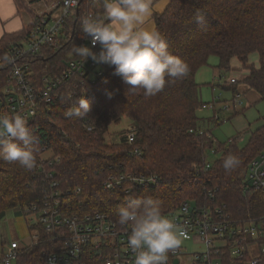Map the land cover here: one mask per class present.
<instances>
[{
	"label": "trees",
	"instance_id": "trees-1",
	"mask_svg": "<svg viewBox=\"0 0 264 264\" xmlns=\"http://www.w3.org/2000/svg\"><path fill=\"white\" fill-rule=\"evenodd\" d=\"M63 1L45 0L46 4ZM80 1L65 21V46L48 51L43 63L33 67L38 78L60 76L69 62L82 59L72 51L85 38L81 20L102 16L103 0ZM15 2L28 13L29 22L20 32L3 36L0 58L25 38L40 17L25 0ZM198 12L204 16L202 23L196 22ZM153 20L169 51L188 65V73L166 77L161 91L146 96L143 90L129 92L130 86L109 66L93 79L77 76L66 82L51 103L42 99L30 127L38 149L35 167L28 169L0 156V221L10 210L42 205L53 191L69 214L100 213L113 221L118 220L120 207L142 196H151L164 214L193 202L210 211L222 209L236 222L264 215V193L247 188L244 182L247 167L264 151V126L250 132L244 147L239 146L238 137L216 142L210 132L199 129L197 113L205 104L196 81L198 71L212 56L219 59V69L226 74L237 60L249 71L243 84L264 100V0H168L165 11ZM252 55H258L259 68L249 65ZM229 90L235 94L238 85ZM83 97L90 103L87 116H69ZM241 113L235 110L234 117ZM124 118L133 123L134 144L126 143V132L120 134L118 143L108 142L110 127ZM46 151L53 153L47 161L43 158ZM211 153L219 158L210 161ZM230 154L239 158V164L226 171L223 161ZM126 175L157 176L159 182L153 188L124 182L114 190L105 189L109 178ZM52 249L48 240L21 248L15 264H44L45 253ZM223 259L225 264H241L229 249ZM258 264H264V256Z\"/></svg>",
	"mask_w": 264,
	"mask_h": 264
},
{
	"label": "built area",
	"instance_id": "built-area-1",
	"mask_svg": "<svg viewBox=\"0 0 264 264\" xmlns=\"http://www.w3.org/2000/svg\"><path fill=\"white\" fill-rule=\"evenodd\" d=\"M80 3V0H76L74 5L66 7L65 0L63 3L52 2L25 38L12 44L7 55L11 61L0 58V115L21 114L30 129L38 116L42 99L51 103L60 88L77 76L93 79L103 74L104 71H98V64L91 58L85 62L83 59L69 62L67 70L60 76L47 75L40 79L33 69L43 63L42 58L48 57V51H59L65 46V21ZM82 45L92 47L91 38L85 35L77 46ZM93 50L98 53L99 44ZM228 83L238 84V80L232 77ZM232 101V107L238 110L242 106L241 94H233ZM224 109H230V106L225 105ZM88 130L92 131V128ZM135 138V132L129 130L126 143L133 145ZM134 152L139 154L140 150ZM55 161L59 162L60 159L57 157ZM124 182L137 188H153L159 180L157 176L126 175L109 178L104 187L114 190ZM244 182L247 188L264 193V151L247 167ZM55 187L57 184H54ZM208 194L211 195V192ZM21 212L25 216L35 217L34 222H27L29 243L21 246L20 242L13 241L4 247L0 252V264H15L21 248H30L43 240H48L53 246L51 251L45 253L44 264H134L136 253L128 242L130 224L121 225L118 220L113 221L100 213L85 216L69 214L59 194L54 191L42 205ZM164 215L184 230L186 235L183 241L202 245L200 251L191 255L179 247L170 250L166 264H175L176 260L181 264L186 257L192 264H225L223 258L227 249L241 264H258L260 257L264 256V215L236 222L222 209L210 211L193 202L183 203ZM253 244L259 246L258 256L251 252Z\"/></svg>",
	"mask_w": 264,
	"mask_h": 264
},
{
	"label": "clouds",
	"instance_id": "clouds-1",
	"mask_svg": "<svg viewBox=\"0 0 264 264\" xmlns=\"http://www.w3.org/2000/svg\"><path fill=\"white\" fill-rule=\"evenodd\" d=\"M76 0H65L71 7ZM153 0H103V15L82 18L83 33L91 38L92 47L75 46L73 53L87 61L114 66L115 74L123 77L129 92L143 90L146 96L161 91L166 77H183L188 65L168 48L164 36L151 22ZM197 23L204 16L197 13ZM99 44L97 53L93 50ZM10 62L11 58L3 57ZM90 111L85 97L68 112L83 117ZM35 136L25 117L0 115V156L32 169L36 165ZM239 158L228 155L223 161L226 171L234 169ZM121 225H131L129 246L136 253L134 264H166L167 253L175 250L185 238V232L162 212L160 204L151 196L131 198L118 209Z\"/></svg>",
	"mask_w": 264,
	"mask_h": 264
},
{
	"label": "rangeland",
	"instance_id": "rangeland-1",
	"mask_svg": "<svg viewBox=\"0 0 264 264\" xmlns=\"http://www.w3.org/2000/svg\"><path fill=\"white\" fill-rule=\"evenodd\" d=\"M46 10H48V8ZM22 16L24 20L27 21L26 15L23 14ZM209 64L210 67L205 72L211 73L212 77L210 78L209 75L203 76L204 82L208 85H201L200 98L203 103H208L210 105V102H213V90L211 89L212 83L210 82L216 84L214 96L217 98L216 108L219 120L215 121L211 118V123L207 127L203 126V128L209 130L218 143H226L230 139L238 137L239 146L244 147L248 143L250 132H254L264 126V100L260 98L257 92L249 90V88L243 84V80L249 75V71L242 67L241 63L237 60L232 61V70L228 74L221 71V75H224L221 82L219 81V78L215 80L213 75L216 71L215 67L219 65V59L212 56L209 59ZM249 65H254L256 68H259L260 62L258 55H252L250 57ZM93 77V74H91V78ZM232 77L238 80L237 92L241 94L242 101V106L239 107L238 110L236 109V111L242 110V113L235 117V110L232 107L233 92L229 90L232 85L228 83ZM223 84L228 88L221 89L220 86ZM57 94H59V92ZM225 105H229L230 109H224ZM197 115L201 118L200 122H205L207 124V118L212 116L213 113L210 109H204L202 107L199 109ZM132 127L133 123L128 118H124L119 125H112L109 130L110 139L108 137V142L118 143L121 140L120 134L122 132H126L125 134H127ZM52 156V151H48L44 154L43 158L49 159ZM217 158H219V154L211 153L210 161H214ZM34 221L35 217L33 215H23L20 208L8 211L5 217L0 221V252L2 250V246L6 247L13 241H18L21 243V246H26L29 243L30 235L27 222L31 223ZM179 248L191 255L194 252L200 251L202 245L182 240ZM251 252L254 256H258L260 254L259 246L257 244H253L251 246ZM181 264H192V262L186 257L182 259Z\"/></svg>",
	"mask_w": 264,
	"mask_h": 264
},
{
	"label": "crops",
	"instance_id": "crops-1",
	"mask_svg": "<svg viewBox=\"0 0 264 264\" xmlns=\"http://www.w3.org/2000/svg\"><path fill=\"white\" fill-rule=\"evenodd\" d=\"M26 3L29 4V6L34 9V11L37 12V14L42 15L46 9H47V5L45 0H25ZM168 6V0H153V4H152V8H153V16L155 14H161L165 11V9ZM23 14L26 15L27 21L24 20L23 18ZM153 16L151 18V22L154 24V20H153ZM29 22V15L26 11L24 10H20L18 9V6L15 2V0H0V40L3 38V36L5 34H14L17 32H20L24 26H26ZM110 65L108 64H98L97 70L98 71H105L106 68H108ZM210 67V64H208L207 66H205V68H202L198 74L196 75V79L198 84L201 86L203 85H208L206 84V82H204V75H209L210 78L212 77L211 73H207L205 72L208 68ZM216 71L214 72V79L216 80L217 78H219V81L221 82L224 75H221V70L219 69V65L215 67ZM212 83L211 89L213 90V102H210L211 104L209 105L208 103L205 104V106L203 107L204 109H210L213 113L212 116H210L209 118H207V124L205 122H200L199 121V129L209 132V130L203 128L207 127L210 123H211V118L216 120H219L218 115H217V108H216V100L217 98H215V87L216 84ZM221 89H227L228 87L226 85H222L220 86ZM241 90V88H240ZM199 117V116H198ZM199 119H201L199 117ZM203 120V119H202ZM206 124V125H205ZM212 135V133H211ZM213 136V135H212Z\"/></svg>",
	"mask_w": 264,
	"mask_h": 264
},
{
	"label": "water",
	"instance_id": "water-1",
	"mask_svg": "<svg viewBox=\"0 0 264 264\" xmlns=\"http://www.w3.org/2000/svg\"><path fill=\"white\" fill-rule=\"evenodd\" d=\"M175 264H178V261L177 260L175 261Z\"/></svg>",
	"mask_w": 264,
	"mask_h": 264
}]
</instances>
